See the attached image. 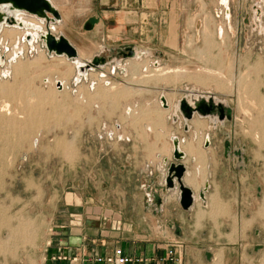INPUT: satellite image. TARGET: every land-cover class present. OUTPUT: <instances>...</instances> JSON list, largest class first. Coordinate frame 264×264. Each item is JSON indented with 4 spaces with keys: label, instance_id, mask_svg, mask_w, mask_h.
<instances>
[{
    "label": "rangeland",
    "instance_id": "obj_1",
    "mask_svg": "<svg viewBox=\"0 0 264 264\" xmlns=\"http://www.w3.org/2000/svg\"><path fill=\"white\" fill-rule=\"evenodd\" d=\"M50 1L61 17L52 34L67 38L79 56L84 54V62L103 57L106 64L92 66L75 82L71 61L48 53L40 43L28 46L22 40L25 31L17 27L1 30L0 108L7 102L11 114L0 113V256L8 254L0 264H37L36 253L50 241L51 218L57 212L68 217V194L74 200L83 196L89 206L120 202V123L168 114L162 97L170 112L179 110L182 99L194 105L212 97L223 105L230 119H216V126L199 122L204 128L200 143L211 135L222 161L229 155L236 161L245 201H261L264 145L252 139L251 116L244 111L256 92L264 94V73L256 68L264 66V0H228L227 5L222 0H164L162 17L148 2L141 8L148 17L120 23L118 32L116 20L101 17L98 0ZM21 17L37 24L32 15ZM88 22L90 30L85 29ZM10 30L22 33L7 39L4 33ZM15 46L23 48L16 64L11 61ZM126 47L140 57L119 55ZM31 63L24 75L14 74L15 66ZM54 64L61 69L73 65L61 89L56 84L61 77L51 71ZM212 115L218 118V111L207 116Z\"/></svg>",
    "mask_w": 264,
    "mask_h": 264
},
{
    "label": "crops",
    "instance_id": "obj_2",
    "mask_svg": "<svg viewBox=\"0 0 264 264\" xmlns=\"http://www.w3.org/2000/svg\"><path fill=\"white\" fill-rule=\"evenodd\" d=\"M163 1L98 0V8L101 17L117 21L118 32L120 23L147 18L141 8L149 7L148 2L158 12L154 15L162 17ZM164 111L169 113L147 115L136 124L120 123V202L89 206L83 196L74 200L68 194L64 203L68 217L57 212L51 218L50 241L36 253L37 264H74L69 258L82 252L76 264H93L88 257L108 256L116 248L142 260L128 264H175L168 257L170 249L182 264H264V194L255 205L245 201L247 196L238 189L243 175L238 176L234 158L229 155L223 162L211 135L200 143L204 128L197 124L216 126L219 118L195 113L186 120L178 107ZM173 137L184 154L179 162L173 156ZM171 163L186 167L183 183L195 197L188 210L180 206L178 186L166 188ZM54 257L67 259L53 261Z\"/></svg>",
    "mask_w": 264,
    "mask_h": 264
},
{
    "label": "water",
    "instance_id": "obj_3",
    "mask_svg": "<svg viewBox=\"0 0 264 264\" xmlns=\"http://www.w3.org/2000/svg\"><path fill=\"white\" fill-rule=\"evenodd\" d=\"M0 5H9L11 10L23 12L32 16H37L44 18L46 22V35H41L40 42L41 45L46 48L48 53L56 55H66L69 59H74L78 57V52L74 46L65 38L63 35L55 36L50 31V22L60 21L61 17L59 12L55 7L52 6L49 0H0ZM3 14L0 13V21L2 20ZM52 17V19H51ZM10 24L14 23V19L10 18L8 20ZM92 28L91 23L85 25L86 30ZM136 51L132 47H126L125 49H119L118 54L122 55L124 58H134ZM106 59L103 57H98L93 59L91 62L86 63L83 69H90L93 67H98L99 65H105ZM58 88H62V85L58 83ZM163 106L167 107V101L164 97L161 98ZM179 111L182 113L186 120H191L195 113L202 116L210 115L218 111V118L223 120L225 118L230 119V116L225 115V109L222 104L215 103L212 97L208 99H202L196 102L194 105L188 103L186 100L182 99L179 103ZM174 159L179 162L183 159L184 154L179 150V139L174 137ZM186 174V167L181 163H171L167 169L166 176V188L172 190L176 188L179 189V203L184 210H188L193 206L195 197L194 193L190 188L184 185L183 177ZM200 198L204 200V194L201 193Z\"/></svg>",
    "mask_w": 264,
    "mask_h": 264
},
{
    "label": "bare ground",
    "instance_id": "obj_4",
    "mask_svg": "<svg viewBox=\"0 0 264 264\" xmlns=\"http://www.w3.org/2000/svg\"><path fill=\"white\" fill-rule=\"evenodd\" d=\"M50 1V0H49ZM50 3L52 4L53 7L54 4L50 1ZM222 3L223 4H226V0H222ZM56 8V7H55ZM11 6L9 5H0V13L3 14V17H2V20L0 21V32L1 30L3 29L4 26L6 27H14L17 29L19 28V30H23L25 31V35L24 37L22 38V40L26 41L27 45L28 46H32L34 43H40L41 45V42H40V37L41 35H46V29H45V19L44 18H40V17H37V16H33L32 18L33 19H37V24L34 22V20H31V21H26L24 19H22L21 16L23 15H27L23 12H18V11H14V10H11ZM60 9V8H59ZM62 12V11H61ZM73 14V13H71ZM70 15V14H69ZM10 18H13L14 19V23L13 24H10L8 22V20ZM52 19V17H51ZM55 22H50L49 24V27H50V31L53 30L54 28V23H57L56 20H54ZM206 28V27H205ZM206 30V29H205ZM204 32V31H203ZM22 33V32H21ZM19 31H15V30H10V31H5L4 33V37H6L7 39L10 38V39H13L16 35H19L21 34ZM205 33V32H204ZM23 35V34H22ZM57 37V36H56ZM18 48V46H16ZM23 53V50L21 51H15V52H12V57H11V61H13L15 63L16 59L18 57L21 56V54ZM80 56L78 55L77 58H74V59H69L66 55H55L56 57H65L68 61H71L74 66H75V70H76V78H75V82H78L80 80H82L83 78H85L88 73H89V69H86V68H82V67H85L86 66V62H84L82 59H80V57H82L84 54L83 53H79ZM140 57V53L138 51H136L135 53V57L134 58H131V59H138ZM4 56L1 54L0 52V64H3L4 63ZM60 60V59H59ZM260 61V60H259ZM258 61V62H259ZM20 62V61H19ZM41 62V61H40ZM35 63V62H34ZM261 63V62H260ZM16 64V63H15ZM53 64V63H52ZM57 64H54L53 66V69L51 70L52 72H55V73H58L61 78L60 80L56 83H60L63 87V83L64 82V79H67L69 78L70 76H72L73 74V65H66V68H60L59 65L56 66ZM31 66H34L33 63L31 64H21V65H18V66H15V75H24L25 71H27L29 69V67ZM37 66V65H36ZM42 66V65H41ZM38 67V66H37ZM135 67V66H134ZM52 68V67H51ZM137 68V67H136ZM135 68V69H136ZM256 68H258V70L260 72H263L264 73V66H262L261 64H257L256 65ZM134 69V68H133ZM30 70V69H29ZM246 70V69H245ZM254 70V69H253ZM159 71V70H158ZM161 71V70H160ZM163 72V71H162ZM176 73H181V70H176L175 71ZM258 72V71H257ZM153 73V72H151ZM157 72H155L156 74ZM165 74V73H164ZM253 74V73H252ZM153 75V74H152ZM151 75V76H152ZM242 75V74H241ZM158 76H160L158 74ZM180 76V75H178ZM163 77V76H162ZM184 77V76H183ZM26 79V78H25ZM182 79V78H181ZM248 79V78H247ZM241 82V81H240ZM258 83V82H257ZM245 85H246V81H245ZM257 86V85H256ZM110 87V86H109ZM259 87V86H258ZM256 87V88H258ZM262 87V86H261ZM58 88V86H57ZM111 88V87H110ZM109 88V89H110ZM249 88V87H247ZM3 89V87H2ZM11 90V89H10ZM17 90V89H16ZM2 91V90H1ZM122 91V90H121ZM124 91V90H123ZM133 91H137V90H133ZM258 91V90H257ZM102 92V90H101ZM125 92V91H124ZM1 93V92H0ZM103 93H104V90H103ZM109 93V92H108ZM120 93V91L118 92ZM118 93H112L114 95L112 96H115L116 94ZM255 93V92H254ZM123 94V93H122ZM136 94V92L134 93ZM127 94H125V97H126ZM130 95V94H128ZM252 95V94H250ZM98 96V95H97ZM119 96V94L117 95ZM120 96H121V93H120ZM124 96V95H123ZM242 96V95H241ZM101 97V96H100ZM207 98V96H205ZM217 99V98H216ZM249 102V101H248ZM4 104H2V107L0 108V113H6L5 115L8 116L11 114L10 112V105L7 103V102H3ZM1 106V105H0ZM35 106V105H34ZM37 108V107H36ZM161 113V112H160ZM244 113H246L247 115H250L251 116V119L249 124H250V132H251V136H252V139L261 144V145H264V94L263 93H259V92H256L253 97L251 98V103H250V107L248 106V109H245ZM15 114V113H14ZM21 115V114H20ZM4 116V115H3ZM14 117V116H12ZM16 117V116H15ZM14 117V118H15ZM23 117V116H22ZM10 118V117H9ZM21 117H19L20 119ZM15 120H17L15 118ZM22 120V118H21ZM20 132V131H19ZM23 132V131H22ZM24 133V132H23ZM154 138V137H153ZM173 139H175L173 137ZM22 141V139H21ZM19 142V141H18ZM180 150V149H179ZM187 151V150H186ZM194 181V180H193ZM192 183V182H191ZM202 183V182H201ZM196 184V183H195ZM191 185V184H190ZM193 185V184H192ZM195 188V187H194ZM4 249V248H3Z\"/></svg>",
    "mask_w": 264,
    "mask_h": 264
},
{
    "label": "built area",
    "instance_id": "obj_5",
    "mask_svg": "<svg viewBox=\"0 0 264 264\" xmlns=\"http://www.w3.org/2000/svg\"><path fill=\"white\" fill-rule=\"evenodd\" d=\"M83 253V252H82ZM82 253L80 255L75 256L73 258H69L70 263H78L81 260ZM83 257V256H82ZM168 257L170 260H172L175 264H182L181 258L177 255H175L174 249H170L168 251ZM87 258V257H86ZM62 259H67L66 257H54L53 261L56 260H62ZM89 261L93 262V264H128L130 262H141V259H136L133 260L132 258L128 257L127 255L124 254V251L121 248H116L111 255L108 256H100L97 255L95 257H88L87 258Z\"/></svg>",
    "mask_w": 264,
    "mask_h": 264
},
{
    "label": "flooded vegetation",
    "instance_id": "obj_6",
    "mask_svg": "<svg viewBox=\"0 0 264 264\" xmlns=\"http://www.w3.org/2000/svg\"><path fill=\"white\" fill-rule=\"evenodd\" d=\"M19 35H20V34H19ZM15 48H17V47L15 46ZM21 50H23L22 47H21L20 49L18 48V50H14V49H13L12 52H15V51L17 52V51H21ZM190 103H191V102H190Z\"/></svg>",
    "mask_w": 264,
    "mask_h": 264
}]
</instances>
